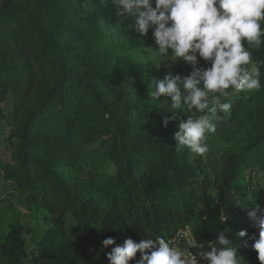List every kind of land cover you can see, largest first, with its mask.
<instances>
[{"label":"trees","instance_id":"obj_1","mask_svg":"<svg viewBox=\"0 0 264 264\" xmlns=\"http://www.w3.org/2000/svg\"><path fill=\"white\" fill-rule=\"evenodd\" d=\"M116 12L111 0H0V105L12 101L8 117L0 110L11 125L3 188L13 186L29 208L26 217L0 213V264H109L104 239L166 240L186 225L203 243L225 231L240 264H259V230L247 213L264 205L245 178L264 169V63L259 91L220 98L231 109L206 143L218 135L228 147L209 162L177 150L184 112L150 98L152 79L186 76L191 66L142 67ZM250 52L264 62V44Z\"/></svg>","mask_w":264,"mask_h":264},{"label":"clouds","instance_id":"obj_2","mask_svg":"<svg viewBox=\"0 0 264 264\" xmlns=\"http://www.w3.org/2000/svg\"><path fill=\"white\" fill-rule=\"evenodd\" d=\"M117 16L134 18L126 30L145 37L151 30L155 55L167 57L169 62L182 61L191 66L188 75L169 71L162 80L152 79L150 98L155 104L168 102V111L181 110L187 119H181L173 133L177 150L187 148L203 156L209 150L207 134L216 131L217 122L229 113L230 103H222L233 93L259 91L262 87L260 65L253 61L250 49L264 44V0H111ZM201 61L204 63L201 64ZM251 65V67H249ZM171 98L169 103L168 98ZM211 103V106H210ZM200 113L196 118L188 113ZM207 110V111H205ZM175 114L164 118L162 126L175 121ZM248 217L259 230L252 249L264 264V210L253 206ZM245 230L238 235L244 237ZM108 252L109 264H240L236 249L219 231L215 239L204 244L190 239L188 246L198 249L189 256L162 237L141 239L127 237L122 245L112 237L102 241ZM139 253V256L137 254Z\"/></svg>","mask_w":264,"mask_h":264},{"label":"rangeland","instance_id":"obj_3","mask_svg":"<svg viewBox=\"0 0 264 264\" xmlns=\"http://www.w3.org/2000/svg\"><path fill=\"white\" fill-rule=\"evenodd\" d=\"M121 20L124 25L134 22V18L125 20V18L121 17ZM128 32L132 38V47L128 50V55L136 59L142 67H145L149 61L155 62L158 66L165 65L169 62L167 57H158L155 55V46L154 40L151 37V30L145 37H141L138 33L131 30H128ZM249 67H251V65ZM11 106L12 101L10 97L0 105L2 114L7 116L10 113ZM6 119V117L0 115V156H2V151L4 150V138L10 133L11 128V125ZM208 146L209 150L205 155L209 159V162L210 160L215 162L219 160L221 154L226 150L228 143L224 138L214 135L210 138ZM246 175V183H249L251 190L256 192L264 205V169L257 167L254 172L246 170ZM249 175H251L252 178H248ZM7 184L10 183L6 182L2 166H0V213L8 214L12 211L18 214V212H20L23 217H26L29 214V208L13 186L3 188V185ZM240 198L241 192L237 188L232 187L229 189V199L231 201L237 203ZM67 226L70 235L76 232L75 223L70 216L67 217Z\"/></svg>","mask_w":264,"mask_h":264},{"label":"built area","instance_id":"obj_4","mask_svg":"<svg viewBox=\"0 0 264 264\" xmlns=\"http://www.w3.org/2000/svg\"><path fill=\"white\" fill-rule=\"evenodd\" d=\"M190 239L197 240L196 237L193 235L190 226L186 225V226L176 228L175 232L166 238V241H171L172 246L176 247L177 250H179L183 256L187 257L190 255V252L193 255L198 254L197 248H190L189 249L188 241ZM197 243L198 244H204L203 250H210V249H208V246H207L208 243L199 242L198 240H197ZM197 258L199 259L198 255H197ZM200 264H204V262L201 261Z\"/></svg>","mask_w":264,"mask_h":264}]
</instances>
